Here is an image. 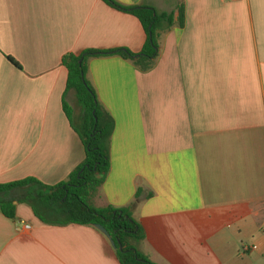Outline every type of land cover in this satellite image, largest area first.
<instances>
[{
  "label": "crops",
  "instance_id": "crops-1",
  "mask_svg": "<svg viewBox=\"0 0 264 264\" xmlns=\"http://www.w3.org/2000/svg\"><path fill=\"white\" fill-rule=\"evenodd\" d=\"M175 13L155 67L89 61L88 80L116 127L97 206H130L156 264H264V0H115ZM147 41L140 20L103 0H0V184L56 186L85 161L64 112L66 55ZM149 193L154 196L147 199ZM17 204L0 213V264H120L108 239L52 226ZM29 225L31 229H27Z\"/></svg>",
  "mask_w": 264,
  "mask_h": 264
},
{
  "label": "trees",
  "instance_id": "trees-1",
  "mask_svg": "<svg viewBox=\"0 0 264 264\" xmlns=\"http://www.w3.org/2000/svg\"><path fill=\"white\" fill-rule=\"evenodd\" d=\"M103 1L140 20L147 34L146 44L139 54L127 49L87 50L80 56L69 54L63 58V65L69 71L67 92H75L80 115L75 118L66 96L64 112L85 146V161L67 181L56 186H47L35 178L0 184V213L16 219L18 203L30 206L35 216L47 225L93 228L102 225L117 245L115 254L120 264H156L141 251L146 234L133 214L143 195L141 188L128 207L96 205L103 198L102 188L111 169V141L116 123L101 104L87 74L91 59L112 56L132 62L142 72L152 70L160 55L162 36L176 26L185 27V8L180 6L176 17L175 13L159 12L153 7H127L115 0ZM153 196L154 193H149L147 199Z\"/></svg>",
  "mask_w": 264,
  "mask_h": 264
},
{
  "label": "water",
  "instance_id": "water-1",
  "mask_svg": "<svg viewBox=\"0 0 264 264\" xmlns=\"http://www.w3.org/2000/svg\"><path fill=\"white\" fill-rule=\"evenodd\" d=\"M96 228L108 239L113 249L116 250L117 245L113 240L112 236L109 234V232L102 225H97Z\"/></svg>",
  "mask_w": 264,
  "mask_h": 264
},
{
  "label": "built area",
  "instance_id": "built-area-1",
  "mask_svg": "<svg viewBox=\"0 0 264 264\" xmlns=\"http://www.w3.org/2000/svg\"><path fill=\"white\" fill-rule=\"evenodd\" d=\"M27 229H31V227L29 225L26 226Z\"/></svg>",
  "mask_w": 264,
  "mask_h": 264
}]
</instances>
